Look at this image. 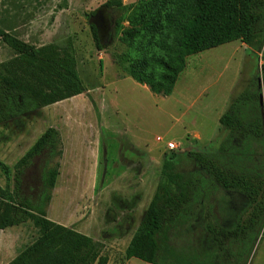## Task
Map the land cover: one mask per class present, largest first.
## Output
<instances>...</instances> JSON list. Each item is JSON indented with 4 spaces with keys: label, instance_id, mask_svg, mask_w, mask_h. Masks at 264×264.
Wrapping results in <instances>:
<instances>
[{
    "label": "rangeland",
    "instance_id": "374dc122",
    "mask_svg": "<svg viewBox=\"0 0 264 264\" xmlns=\"http://www.w3.org/2000/svg\"><path fill=\"white\" fill-rule=\"evenodd\" d=\"M107 1L0 0V28L36 49L53 44L60 54L71 55L85 88L81 94L0 123V162L9 168L5 173L0 166V187L12 190L13 165L48 127L56 128L62 153L56 159L59 174L46 218L97 241L106 264H150L127 258L125 250L155 191L163 159L172 157L164 148L166 140L179 143L175 152L183 157L174 161L180 172L198 169L184 148L202 151L216 137L208 155L224 171L263 175L264 180V42L258 50L234 40L192 54L171 94H155L122 77L114 63L111 54H120L127 46L116 31L121 12L106 6ZM136 2L121 0L123 5ZM100 8L107 10L108 29L101 36L97 33L103 45L98 50L88 18ZM20 60L0 39V69L16 67ZM245 91L254 99L243 106L240 116L248 122L255 113L260 115L261 135L244 137L223 128L217 135L224 101L229 99L223 111ZM196 131L201 140L192 143L190 136ZM158 136L162 142L156 141ZM210 138L213 141L208 142ZM48 160L44 150L24 169L21 195L33 203L39 200ZM231 192L230 197L225 190L221 195L230 202L226 209L219 201L216 206L214 197L207 199L212 206L205 210L217 228L231 229L250 211L246 195ZM202 229L199 223L192 234L175 241L176 246L203 256ZM38 236L31 221L1 229L0 264H7ZM221 251L215 264H264V214L247 235L225 241Z\"/></svg>",
    "mask_w": 264,
    "mask_h": 264
},
{
    "label": "trees",
    "instance_id": "16d2710c",
    "mask_svg": "<svg viewBox=\"0 0 264 264\" xmlns=\"http://www.w3.org/2000/svg\"><path fill=\"white\" fill-rule=\"evenodd\" d=\"M106 6H115L121 12L116 31L127 49L111 54L121 76L132 78L155 94H171L192 54L234 40L254 50L264 42V0H137L131 5L108 0ZM90 29L96 48L103 49L95 25L90 24ZM0 39L21 59L16 67L0 69V123L85 91L72 56L60 54L57 46L36 49L2 28ZM253 99L254 95L245 91L229 105L219 118L224 129L238 131L244 137L261 135L260 115L255 113L248 122L240 116L243 106ZM44 150H48L49 160L42 173L39 200L33 203L21 195L22 175ZM61 153L60 133L48 127L13 165L12 190L0 187V230L31 221L39 231V236L7 264L107 263L93 238L46 218L59 174L56 159ZM187 155L198 168L196 171H178L175 155L163 159L155 191L127 244V258L150 264H215L221 250L220 236L232 237L238 231L217 228L208 218L213 215L205 210L212 206L207 199L216 189L246 195L251 209L249 226L261 218L263 175L224 171L205 152L189 151ZM0 166L9 172L1 162ZM199 223L204 232L200 242L205 243L206 251L201 257L198 252H185L175 243L192 234ZM247 226H240L239 233H246Z\"/></svg>",
    "mask_w": 264,
    "mask_h": 264
},
{
    "label": "flooded vegetation",
    "instance_id": "af4514ba",
    "mask_svg": "<svg viewBox=\"0 0 264 264\" xmlns=\"http://www.w3.org/2000/svg\"><path fill=\"white\" fill-rule=\"evenodd\" d=\"M94 14H96L97 16H99L100 18H98L97 19V21H96V23L94 24L95 25V28H96V30H97V33H98V35L99 36H101L104 32H106L107 31V29H108V26H107V10L106 9H104V8H100V9H97L96 11H95V13ZM170 154H171V156L173 157L174 156V154H176V152H170ZM176 156V155H175ZM175 156H174V158H175ZM223 191V190H222ZM225 192H226V194L230 197V196H233V191L231 192V191H228V190H225ZM220 202H221V205H222V207H224L225 209H226V203L228 204V203H230L229 201H227V200H222V198H220ZM222 201H224L223 203H222ZM247 201H248V198H247ZM248 203H249V201H248ZM251 210V209H250ZM250 212V211H249ZM249 212L247 213V215L245 216V217H243L241 220L240 219H238L237 221H236V223H235V220H236V218H234L233 219V221H234V227H232L231 229H237L238 231L236 232V234H234L232 237H225V236H220V239H221V248H222V245H223V243L225 242V241H228V239H230V238H232V239H236V238H238L239 236H244V235H247L249 232H250V230H252V228L254 227V225H251V226H249V224L250 223H248V219H249ZM264 214V211H263V213H262V215ZM228 224V221H226V222H224L223 224ZM243 225H248L249 226V228H248V230H247V232L246 233H239V229H240V226H243ZM247 226V227H248ZM219 228H221V229H224L223 228V226H221L220 225V227ZM221 251V250H220ZM221 253H222V251H221ZM222 256H224V255H222ZM227 264V263H226Z\"/></svg>",
    "mask_w": 264,
    "mask_h": 264
},
{
    "label": "crops",
    "instance_id": "0c3cea01",
    "mask_svg": "<svg viewBox=\"0 0 264 264\" xmlns=\"http://www.w3.org/2000/svg\"><path fill=\"white\" fill-rule=\"evenodd\" d=\"M126 78H128V76H125ZM175 86V85H174ZM228 100L229 99H226L225 101H224V103H223V106H222V109H221V111L222 112H218V116H217V121H218V126L219 127H217L216 129V131H217V135H218V133L220 134V133H222L221 131H222V128L224 129V127L220 124V122H219V118L221 117V115L228 109H226L225 111H223V109H225L226 107H227V104H228ZM221 105H222V103H221ZM225 130V129H224ZM189 137V136H188ZM191 138H192V143H197L198 141H200L201 140V134L198 132V131H196V132H194L193 134H192V136H190ZM215 140L213 141V138H210V140L208 141V142H211V141H213V143L212 144H210V146H208V147H206L204 150H202L201 152H205V153H207L208 154V151L213 147V146H215L216 144V137L214 138ZM179 144V143H178ZM218 147V146H217ZM184 149H186V150H188V152L189 151H199V149H197V148H193V146H190V147H188V148H184ZM176 154H178V153H176ZM182 155H181V153H179L175 158L176 159H178L179 157H181ZM183 157V156H182ZM222 190H214L213 192H212V194L210 195L211 197H214V202H215V204H216V206H217V202L219 201L220 202V200H219V198H221V195H222ZM151 198H152V196H151ZM151 200V199H150ZM150 202V201H149ZM148 202V203H149ZM148 205V204H147ZM146 205V206H147ZM146 208V207H145ZM145 210V209H144ZM144 210H143V213H144ZM142 214V212L140 213V215ZM143 215V214H142ZM141 218H142V216H141ZM141 220V219H140ZM140 222V221H139ZM139 224V223H138ZM130 241V240H129ZM129 243V242H128Z\"/></svg>",
    "mask_w": 264,
    "mask_h": 264
},
{
    "label": "built area",
    "instance_id": "2783aa9c",
    "mask_svg": "<svg viewBox=\"0 0 264 264\" xmlns=\"http://www.w3.org/2000/svg\"><path fill=\"white\" fill-rule=\"evenodd\" d=\"M156 141L158 142H162L163 141V138L158 136L156 137ZM164 148L168 151V152H175V150L178 149L179 145L176 144L174 141H171V140H166L164 142Z\"/></svg>",
    "mask_w": 264,
    "mask_h": 264
},
{
    "label": "water",
    "instance_id": "95a60500",
    "mask_svg": "<svg viewBox=\"0 0 264 264\" xmlns=\"http://www.w3.org/2000/svg\"><path fill=\"white\" fill-rule=\"evenodd\" d=\"M98 18H100V17L97 16L96 14H92L88 18V23L89 24H95Z\"/></svg>",
    "mask_w": 264,
    "mask_h": 264
}]
</instances>
